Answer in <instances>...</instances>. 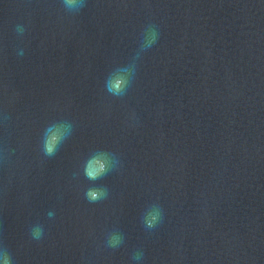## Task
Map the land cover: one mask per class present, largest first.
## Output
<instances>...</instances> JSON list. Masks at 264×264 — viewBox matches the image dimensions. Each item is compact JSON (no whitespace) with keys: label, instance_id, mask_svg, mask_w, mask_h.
<instances>
[{"label":"water","instance_id":"1","mask_svg":"<svg viewBox=\"0 0 264 264\" xmlns=\"http://www.w3.org/2000/svg\"><path fill=\"white\" fill-rule=\"evenodd\" d=\"M58 121L70 134L49 157ZM98 152L111 168L90 181ZM4 249L12 264H264V0H0Z\"/></svg>","mask_w":264,"mask_h":264},{"label":"clouds","instance_id":"2","mask_svg":"<svg viewBox=\"0 0 264 264\" xmlns=\"http://www.w3.org/2000/svg\"><path fill=\"white\" fill-rule=\"evenodd\" d=\"M65 8L69 11H79L83 7V0H63ZM16 31L23 34L24 28L21 25L16 26ZM156 34L148 32L145 37V43L142 47H150L155 42ZM128 67H118L114 69L105 81V89L114 97H122L130 85L131 77L134 74ZM71 125L67 121H58L49 124L43 133L42 151L46 156H54L59 150L60 145L68 138ZM111 168V160L105 152H98L91 155L84 163L83 174L90 181H96L105 176ZM107 197V189L104 187H90L85 192V198L90 203L98 202ZM53 213H49L51 217ZM162 218V209L158 204L151 205L143 216V222L146 228L152 229L160 222ZM31 235L34 239H40L43 235V228L40 225L33 226ZM123 243V236L117 232L108 235L107 245L111 248H118ZM137 259L140 254H137ZM0 264H12L10 254L6 249L0 250Z\"/></svg>","mask_w":264,"mask_h":264}]
</instances>
